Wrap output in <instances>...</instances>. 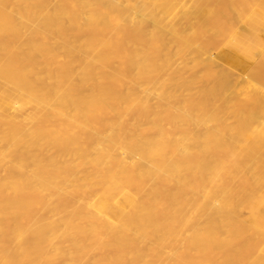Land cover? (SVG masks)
<instances>
[{
  "label": "bare ground",
  "instance_id": "obj_1",
  "mask_svg": "<svg viewBox=\"0 0 264 264\" xmlns=\"http://www.w3.org/2000/svg\"><path fill=\"white\" fill-rule=\"evenodd\" d=\"M262 83L264 0H0V264H264Z\"/></svg>",
  "mask_w": 264,
  "mask_h": 264
},
{
  "label": "rangeland",
  "instance_id": "obj_2",
  "mask_svg": "<svg viewBox=\"0 0 264 264\" xmlns=\"http://www.w3.org/2000/svg\"><path fill=\"white\" fill-rule=\"evenodd\" d=\"M221 53L222 52H225V49H222V51H220ZM221 61H223V60H221ZM250 62H251V60H250ZM249 62V63H250ZM223 64L225 63L224 61L222 62ZM225 65H226V63H225ZM251 66H252V63L250 64ZM226 66H228V64L226 65ZM233 69V71H235V72H240L239 71V69L238 70H236V67H234V68H232ZM251 78V80H254V78H255V76H254V78H252V76L250 77ZM264 97V83H262L261 85H260V89L259 90H257L256 92H254V91H252V95H251V98H253V99H256V98H258V99H262ZM252 99V100H253ZM253 103V102H252Z\"/></svg>",
  "mask_w": 264,
  "mask_h": 264
}]
</instances>
